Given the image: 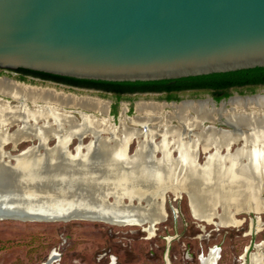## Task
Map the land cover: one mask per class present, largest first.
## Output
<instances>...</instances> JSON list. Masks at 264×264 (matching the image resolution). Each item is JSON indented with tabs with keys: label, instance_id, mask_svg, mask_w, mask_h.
<instances>
[{
	"label": "bare ground",
	"instance_id": "bare-ground-1",
	"mask_svg": "<svg viewBox=\"0 0 264 264\" xmlns=\"http://www.w3.org/2000/svg\"><path fill=\"white\" fill-rule=\"evenodd\" d=\"M0 95V218H30L33 208L52 200L57 204V212L36 215L46 217L47 221L82 217L106 219L111 216L117 218L114 222L120 223L138 217L149 221L146 230L152 235L158 221L166 216L163 202L153 206L149 215L135 208L126 209L130 214L123 212L122 216L101 215L93 209L80 210L74 205L64 212L59 208L61 203H95L106 197L108 190H113L114 198L123 200L125 192H120L129 189L134 192L140 183L157 178L156 182L174 183V178L180 176V183L191 194L193 213L198 218L210 216L213 206L219 203L224 207L223 226H238L244 220L236 218L234 212L231 214V208H263L264 195L260 191L262 193L264 189V94L233 97L220 106L210 99L181 103L141 100L136 102L138 114L134 117L127 115L117 125L110 115L111 101L21 84L6 78H0ZM3 96L16 102L12 103ZM28 102L35 104L36 108L29 107ZM227 104L231 107L228 108ZM66 107L78 110L81 118L78 119ZM166 107L171 110L167 111ZM79 108L94 110L103 117H95ZM215 119H226L234 129L203 125ZM175 121L178 124H174ZM20 122L19 128L9 131V127ZM157 134L162 139L155 144L151 141ZM53 136L56 143L50 148L43 147L44 141ZM90 136L92 138L84 144V138ZM135 137L137 146L127 156L126 146ZM30 138H37L39 146L29 145L17 154L4 148L6 142H13L16 148L21 141ZM73 138L79 139L74 149L70 145ZM240 141L242 145L231 150ZM199 144L207 152L214 149L205 156L203 164L194 162ZM224 148L227 149L225 153L221 151ZM173 150L177 151L176 156L172 155ZM159 151L161 158L155 157ZM6 156L18 158L17 166L6 164ZM127 159L131 160L130 168L123 166ZM11 175L17 176L19 182L42 178L51 187L45 189L47 192H43L41 198L32 197L28 191L14 190L8 185L6 179ZM173 183H165V186L179 193ZM14 207L21 211H15ZM257 247L251 255L252 264H264L262 244ZM219 251L218 247L212 248L208 257H202L203 264H209L216 257L218 260ZM57 256V251H53L49 258L51 264L58 259ZM108 264H116V258L112 257Z\"/></svg>",
	"mask_w": 264,
	"mask_h": 264
},
{
	"label": "water",
	"instance_id": "water-1",
	"mask_svg": "<svg viewBox=\"0 0 264 264\" xmlns=\"http://www.w3.org/2000/svg\"><path fill=\"white\" fill-rule=\"evenodd\" d=\"M255 67H264V0H0V68L150 81ZM221 122L234 129L226 119ZM17 159L4 161L17 166ZM6 182L37 198L50 186L42 178L19 182L15 175ZM50 203L33 208L30 218L21 220H46L36 214L57 212L47 211ZM93 204L99 203L67 205ZM255 234L253 229L243 264H252L257 245L262 244L264 253V241L256 243ZM213 259L209 264H217V257Z\"/></svg>",
	"mask_w": 264,
	"mask_h": 264
},
{
	"label": "rangeland",
	"instance_id": "rangeland-1",
	"mask_svg": "<svg viewBox=\"0 0 264 264\" xmlns=\"http://www.w3.org/2000/svg\"><path fill=\"white\" fill-rule=\"evenodd\" d=\"M258 94H264V87L256 91L244 92L240 90V92L231 93L232 96L224 98L221 103H228L231 98L237 96L247 97ZM76 95L111 101L109 107L113 106L116 111V116L112 118L115 124H118L127 115L134 117L138 114L135 110L136 102L141 100L154 101V99L144 98H123L119 102L111 96L87 93H77ZM209 97L212 98L211 94L198 100L209 99ZM186 98L193 99L197 97L189 96ZM10 100L13 103L16 102L13 99ZM194 100L198 101L197 99ZM157 102L164 101L159 100ZM216 105L220 106L219 103H216ZM28 106L36 108L32 102H28ZM227 107L229 108L231 105L227 104ZM66 108V110H72V114L78 119L81 118L78 110ZM165 109L167 111L171 110L170 107ZM81 110L98 118L103 117L101 113L94 110ZM175 124L178 123L175 121ZM210 124L224 129H232L222 123L220 119L216 123H205V125ZM20 125H22L21 122L12 125L9 127V131L16 130ZM136 126L138 129L142 128L139 125ZM243 129H246V127H243ZM90 138L92 137L84 138V144ZM161 139L162 136L157 134L153 140L151 139V142L156 144ZM56 141L57 139L53 136L44 141V146L50 148ZM78 141L77 138L72 139L70 143L72 149ZM132 141L128 142L126 146L127 156L135 150L138 143L137 137ZM38 142L37 138H30L21 144H17L16 148L12 143L4 145V148L15 154L29 145H37ZM241 145L242 142L240 141L234 144L231 150ZM226 150L224 148L221 151L225 153ZM210 152H214V149L207 152L199 144V156L195 157L194 162L205 163ZM172 155L176 156L177 151L173 150ZM155 157L161 158L162 153L160 151L156 152ZM11 160L12 162L15 161V159ZM151 160L152 163L155 162L153 158ZM130 161V159H127L123 166L130 168L132 165L129 163ZM174 179V183L170 182L176 186L179 193L165 186L170 182H156L157 178L153 181L140 183L134 192L130 189L121 191V194L125 192L123 200L114 198L113 190H108L105 193L106 197L96 200V202H99L98 205H85L77 208L80 210L93 209L101 215H121L124 214L123 212L129 215L130 213L126 212V209L135 208L141 209L149 215L152 214L153 206L160 205L163 202L166 218L156 224V229L152 235L145 230L149 223H144V220L138 217L130 218V222L127 223H114L117 218L111 216L106 219L61 218V220L49 221L4 218L0 219V264H41L50 258L53 251H57L58 255V260L54 264H108L112 257L116 258V264H168V262L170 264H203L202 257H208L214 247L220 249L217 264H242L244 259L241 256L251 243L253 229L256 230V243L264 241V210L253 207L247 210L248 207L245 208L242 205L240 209L231 208V214L234 212L236 218L244 220L238 226H223L221 215L224 213V207L219 203L213 206L210 216L198 218L193 214L187 187L180 183L181 176ZM196 181L198 182V180ZM260 194L262 195L261 191ZM51 205L50 203L46 206L47 211H58L57 208ZM68 208L67 204L62 203L59 210L64 212ZM186 253H188V256Z\"/></svg>",
	"mask_w": 264,
	"mask_h": 264
},
{
	"label": "flooded vegetation",
	"instance_id": "flooded-vegetation-1",
	"mask_svg": "<svg viewBox=\"0 0 264 264\" xmlns=\"http://www.w3.org/2000/svg\"><path fill=\"white\" fill-rule=\"evenodd\" d=\"M0 78H6V79H9L11 81L17 80L19 82H24L26 84H32V85H37V86H41V87H50V88H53V89H55L57 91H63L65 93H67V94L68 93H70V94H72V93H76V94L77 93L78 94L87 93V94H94V95H100V96H102V95L103 96H111L113 99H117L119 102H120V99H123V98H144V99H154V101H159L160 100V101H164V102L180 103L181 101H186V100L202 99L201 97H203V96L207 97L209 94H211V97L214 100H216L215 95L212 92L205 91V90H200V89H192V88H187V89H183V90H172V91L153 90V89L152 90H148V89H146V90H142V89H136V90L125 89V90H121V91H123L122 92L123 94H117L118 92L116 90H113V89L111 90L110 88H107V87H105L103 85L82 83V82H78V81H75V80L57 78V77H54V76H47L45 74L34 73V72H31V71H28V69H24L23 70L22 68H18V69H4V68H0ZM24 83H21V84H24ZM261 87H264V85H257L255 87H252V86H248L247 87L246 86V87H243V88H232L231 89V93L240 92V90H242L244 92H246V91H256L257 89H259ZM0 96H2V95H0ZM189 96H191V97L195 96L197 98H193V99L192 98H186V97H189ZM230 96H232V95H230ZM230 96H228V97H230ZM3 97L6 98V100L12 99V98H8V97H5V96H3ZM228 97H226V98H228ZM223 99L224 98H222L220 100H216V103L220 104V101L222 102ZM194 101H196V100H194ZM113 102H115V101H113ZM70 111H72V110H70ZM115 113H116L115 109L113 108V106H111L110 107V115L115 117L116 116ZM24 141L25 140L21 141L20 144L22 142H24ZM8 143L14 144L13 142H6V144H8ZM7 152H9V151H7ZM9 153H11V152H9ZM15 154H17V153H15ZM198 156H199V153H198ZM6 157H8V156H6ZM188 194H189L188 198H190L189 202H190V205L192 207L191 194H190V192H188ZM192 211H193V209H192ZM146 231H148V230H146ZM254 251H256V250H254ZM187 254L188 253H186V255ZM243 255L241 256L242 259H244ZM56 261H54L53 264L56 263ZM44 262H47V261H44Z\"/></svg>",
	"mask_w": 264,
	"mask_h": 264
},
{
	"label": "trees",
	"instance_id": "trees-1",
	"mask_svg": "<svg viewBox=\"0 0 264 264\" xmlns=\"http://www.w3.org/2000/svg\"><path fill=\"white\" fill-rule=\"evenodd\" d=\"M23 70L25 68H22ZM34 73L45 74L57 78L75 80L82 83L103 85L111 90H116L117 94H123L121 90L142 89V90H183L187 88L210 91L215 95L216 100L226 98L231 95L232 88H243L257 85H264V67L240 69L229 72H218L205 75L181 77L175 79H161L150 81H106L95 79H80L69 76L50 74L42 71L28 69Z\"/></svg>",
	"mask_w": 264,
	"mask_h": 264
},
{
	"label": "built area",
	"instance_id": "built-area-1",
	"mask_svg": "<svg viewBox=\"0 0 264 264\" xmlns=\"http://www.w3.org/2000/svg\"><path fill=\"white\" fill-rule=\"evenodd\" d=\"M187 256H188V254H187Z\"/></svg>",
	"mask_w": 264,
	"mask_h": 264
}]
</instances>
